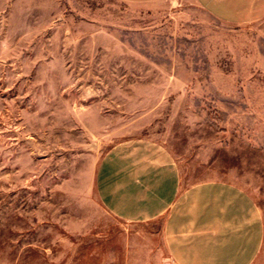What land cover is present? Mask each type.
I'll use <instances>...</instances> for the list:
<instances>
[{
    "label": "rangeland",
    "instance_id": "374dc122",
    "mask_svg": "<svg viewBox=\"0 0 264 264\" xmlns=\"http://www.w3.org/2000/svg\"><path fill=\"white\" fill-rule=\"evenodd\" d=\"M244 188L264 224V19L185 0H0V264H173L94 188L114 145ZM253 264H264V239Z\"/></svg>",
    "mask_w": 264,
    "mask_h": 264
},
{
    "label": "crops",
    "instance_id": "0c3cea01",
    "mask_svg": "<svg viewBox=\"0 0 264 264\" xmlns=\"http://www.w3.org/2000/svg\"><path fill=\"white\" fill-rule=\"evenodd\" d=\"M185 3L226 23L264 19V0ZM94 188L102 207L121 221H160L173 264H253L262 247L263 219L250 194L229 180L187 183L173 156L156 141L129 139L111 147L97 166Z\"/></svg>",
    "mask_w": 264,
    "mask_h": 264
}]
</instances>
